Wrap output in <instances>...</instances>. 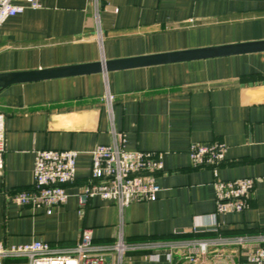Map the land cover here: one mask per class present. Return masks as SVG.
I'll return each instance as SVG.
<instances>
[{"label":"crops","instance_id":"0c3cea01","mask_svg":"<svg viewBox=\"0 0 264 264\" xmlns=\"http://www.w3.org/2000/svg\"><path fill=\"white\" fill-rule=\"evenodd\" d=\"M0 27V74L37 71L190 49L264 41V0H37ZM106 92L113 96L110 109ZM5 151L0 170V242L75 245L83 229L95 245L113 244L120 220L114 203L98 196L81 209L78 193L90 152L123 136L127 151L161 154L154 202L124 209L127 243L264 236V52L39 80L0 90ZM222 142V180L251 178L248 209L218 216L213 174L193 168L191 144ZM77 151L67 201L44 209L20 206L13 196L33 185L36 151ZM256 242L247 247L255 248ZM224 249L198 264H251ZM128 252L122 264H191L165 250ZM3 264H27L7 259Z\"/></svg>","mask_w":264,"mask_h":264},{"label":"built area","instance_id":"2783aa9c","mask_svg":"<svg viewBox=\"0 0 264 264\" xmlns=\"http://www.w3.org/2000/svg\"><path fill=\"white\" fill-rule=\"evenodd\" d=\"M93 9L98 16L99 0H93ZM37 0H0V27L10 17L25 9H37ZM113 96L106 92L105 102L111 107ZM5 151V117L0 113V170ZM226 146L222 142L191 144L188 155L193 168L207 167L213 174L215 211L208 225L209 231L218 230V216L226 213H240L248 209L249 195L254 188L251 178L222 180L217 169L225 159ZM89 177L79 191L78 204L83 209L89 199L98 196L115 204L119 213L118 235L113 244L95 245L91 231L83 229L75 245L68 249H55L43 241L27 244L6 245L0 242V264L7 259L21 258L27 264H122L128 252L153 251L146 258L157 260V251L165 250V256L172 261L179 254L191 264H198L211 253L222 256L224 249L231 255L240 256L251 264H264V236L256 238L222 237L193 239L177 243L150 241L127 243L124 239L122 214L124 209L135 202H154L160 190L156 183L157 174L162 171L161 154L151 151H127L123 146V136L111 130V142L97 145L90 152ZM77 151L48 150L36 151L33 166V185L13 196L20 206L44 209L46 214L52 208L67 201L66 187L75 181ZM256 242L255 248L247 247Z\"/></svg>","mask_w":264,"mask_h":264},{"label":"water","instance_id":"95a60500","mask_svg":"<svg viewBox=\"0 0 264 264\" xmlns=\"http://www.w3.org/2000/svg\"><path fill=\"white\" fill-rule=\"evenodd\" d=\"M264 52V41L246 42L215 47L190 49L119 60L98 61L89 64L43 69L28 72L0 74V90L18 83L47 80L61 77L108 73L111 71L140 68L180 62L205 60Z\"/></svg>","mask_w":264,"mask_h":264},{"label":"rangeland","instance_id":"374dc122","mask_svg":"<svg viewBox=\"0 0 264 264\" xmlns=\"http://www.w3.org/2000/svg\"><path fill=\"white\" fill-rule=\"evenodd\" d=\"M181 241H186V240H182V239H173V240H167V241H165V243H177V242H181Z\"/></svg>","mask_w":264,"mask_h":264}]
</instances>
